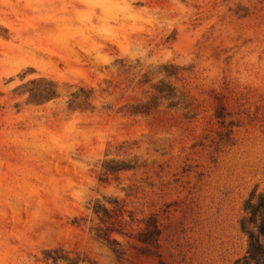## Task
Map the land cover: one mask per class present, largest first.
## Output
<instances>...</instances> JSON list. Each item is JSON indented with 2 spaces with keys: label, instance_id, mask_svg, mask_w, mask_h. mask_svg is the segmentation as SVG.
I'll use <instances>...</instances> for the list:
<instances>
[{
  "label": "rangeland",
  "instance_id": "374dc122",
  "mask_svg": "<svg viewBox=\"0 0 264 264\" xmlns=\"http://www.w3.org/2000/svg\"><path fill=\"white\" fill-rule=\"evenodd\" d=\"M261 192L264 0H0V264H244Z\"/></svg>",
  "mask_w": 264,
  "mask_h": 264
},
{
  "label": "trees",
  "instance_id": "16d2710c",
  "mask_svg": "<svg viewBox=\"0 0 264 264\" xmlns=\"http://www.w3.org/2000/svg\"><path fill=\"white\" fill-rule=\"evenodd\" d=\"M249 220L256 224L255 230H249L244 224V229L249 234L250 247L244 257V264H264V192H261L254 200V196L248 202Z\"/></svg>",
  "mask_w": 264,
  "mask_h": 264
}]
</instances>
